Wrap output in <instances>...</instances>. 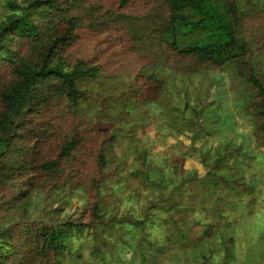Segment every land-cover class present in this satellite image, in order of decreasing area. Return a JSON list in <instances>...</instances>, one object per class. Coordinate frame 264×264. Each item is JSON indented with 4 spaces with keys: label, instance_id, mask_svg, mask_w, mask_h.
<instances>
[{
    "label": "rangeland",
    "instance_id": "obj_1",
    "mask_svg": "<svg viewBox=\"0 0 264 264\" xmlns=\"http://www.w3.org/2000/svg\"><path fill=\"white\" fill-rule=\"evenodd\" d=\"M82 2L84 6L94 7L93 20L79 12L85 29L75 53L91 54L86 60L100 69L86 83L90 92L88 102L71 105L66 94L54 92L42 111L40 138L12 149L16 155L20 154V162L34 176V186L47 189L56 184L68 193L66 212L84 210L82 221L96 223L85 227L82 238L75 239L82 254L79 263L139 264L137 246L145 248L153 239L156 243L145 250L147 264H202L203 252L210 261H219L223 246L215 227L207 235L203 225L192 224L194 219L220 225L231 222L233 228L217 229L224 236L234 237L236 259L231 264L261 261L264 258V144L256 142L251 116L246 112L250 90L245 89L242 79L228 65L222 70H197L188 76L174 72L166 59L167 65L159 64L153 70L162 81L149 78L151 63L157 60L155 50L149 51L127 31L121 20L112 16L118 12L149 13L158 1L132 0L124 6L120 5L121 0ZM6 11L4 0H0V19ZM252 15L242 25L245 34L256 30L249 23L262 22L264 18L263 13L252 12ZM63 27V22L57 26L60 30ZM30 48L31 41L24 40L21 53L27 54ZM95 56L99 58L93 60ZM162 56H166L165 49ZM258 58L264 60L263 51L251 55L252 60ZM258 67L264 76V61ZM11 76L9 67H2L0 85ZM210 100L217 104L207 107ZM186 101L193 106L183 111ZM194 106L199 110L206 107L200 115L203 122L190 115ZM226 113L229 118H224ZM134 122H138L135 131L127 137ZM72 140L73 147L64 153L63 146ZM241 143L246 156L242 155ZM224 148L230 150L228 164H235L231 170H239L240 183L245 182V193L237 194L223 184L206 188L209 183L200 185L186 179L189 171L196 174V179L205 177L211 170L212 158L217 151L222 154ZM50 160H57V165L43 169L41 163ZM13 168L15 174L20 173L16 166ZM9 170L8 166L0 167V172ZM223 170L227 169L217 168ZM11 193L12 188L0 182V194ZM32 197L29 214L31 218H41L43 198L36 190ZM154 201L156 205L149 208ZM146 212H149L147 218ZM128 217L148 219L143 230L136 229L138 235L134 238L133 233H126L127 225L118 221ZM173 218L184 220L188 245H183V239L179 238L170 245L161 236L166 233L176 236ZM99 230L102 240L111 241L105 262L91 254L92 236ZM199 235L203 241L197 239ZM130 242L139 244L130 247ZM132 257L134 263L129 261ZM74 260L65 256L60 264Z\"/></svg>",
    "mask_w": 264,
    "mask_h": 264
},
{
    "label": "trees",
    "instance_id": "obj_2",
    "mask_svg": "<svg viewBox=\"0 0 264 264\" xmlns=\"http://www.w3.org/2000/svg\"><path fill=\"white\" fill-rule=\"evenodd\" d=\"M82 1L84 0H4L7 11L0 19V70L8 66L12 76L8 82L0 85V167L8 166L10 170L0 172V182L2 186L8 184L12 193L6 196L0 194V264H60L65 256L75 259L69 264H80L82 259L75 239L82 238L84 228L91 225L82 221L84 210L77 208L72 213L66 212L64 207L68 202V193L56 184L47 189L34 186V176L28 172V166L20 162L19 153L16 155L12 151L17 144L25 147L29 140L40 138L41 125L44 123L42 111L54 92L66 94L71 105L77 106L80 101L88 102L90 92L86 83L95 78L100 69L92 61L86 60L91 54L84 56L83 53H75V46L85 29L79 12H84L93 20L94 7L84 6ZM130 1L132 0H121L120 5L124 6ZM154 1L158 2L154 3L149 13L131 15L118 12L112 16L115 20H121L127 31L149 51L152 48L155 50L157 60L151 63L153 68L149 78L157 82L161 80L153 70L157 65H167L169 62L174 72L188 76L197 70H222L228 65L242 79L245 89L250 90L245 104L246 112L251 116L249 119L254 126L256 142L264 144V76L258 67L264 60L251 59V55L264 52V18L262 22L249 23L255 25L256 30L245 34L242 29L246 18H252V12L264 14V7H261L263 0L260 1L261 5L253 0ZM60 22L64 23L62 30L57 28ZM24 40L31 41L27 54L21 53ZM163 49L166 50V56H162ZM95 58L99 57L95 56L93 60ZM213 104L217 102L210 100L207 107ZM188 106L190 109L193 105L186 101L181 109L187 111ZM205 108L199 110L194 106L190 115L203 122L200 115ZM229 117L227 113L224 116ZM134 124L133 128L130 125L131 132L126 134L127 137L133 135L138 122ZM23 129L29 130L23 132ZM73 144V140L66 143L63 152L69 153ZM242 145L241 143L239 147L242 155L246 156ZM229 151L224 148L222 154L216 152L211 160V170L205 177L196 179V174L189 171L187 181H198L200 185L209 183L206 188L223 184L237 194L245 193L246 185L245 182L240 183L242 176L237 174L239 170H231L235 164H228ZM103 156L101 159L104 162ZM56 165L57 160L41 163L43 169H52ZM15 166L20 169L19 174L14 173ZM218 167H225L227 170L220 172L217 171ZM33 190L42 196L44 203L42 217L38 219L31 218L29 214L33 205ZM154 205L155 201L149 208ZM96 209L99 207H95ZM114 217H111L112 220L116 219ZM145 217H149V212L145 213ZM146 218H118V221L127 225L126 233H133L134 238L138 235L136 229H144L148 220ZM183 221L174 219L175 237L171 233L161 235L168 244L177 243L176 238L183 239V245L189 244ZM192 224L203 225L207 235L212 234L211 229L215 227V233H218L223 246V255L219 261H210L207 253H201L202 264H231L236 259L234 237L232 234L224 236L217 230L222 227L233 228L231 222L220 225L194 219ZM102 239L100 230L92 236L91 254L105 262L111 241ZM197 239L203 241L201 235ZM151 241H148L149 246L145 248L139 243L135 245L130 242V247L139 244V264H147L145 250L155 244L156 239ZM134 260L135 257H132L129 261L134 263ZM256 264H264V258Z\"/></svg>",
    "mask_w": 264,
    "mask_h": 264
}]
</instances>
